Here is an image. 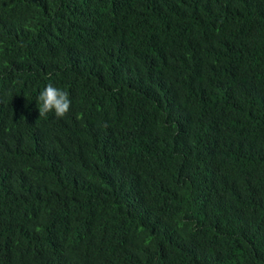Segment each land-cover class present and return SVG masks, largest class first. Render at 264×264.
<instances>
[{"label":"trees","instance_id":"16d2710c","mask_svg":"<svg viewBox=\"0 0 264 264\" xmlns=\"http://www.w3.org/2000/svg\"><path fill=\"white\" fill-rule=\"evenodd\" d=\"M0 264H264V0H0Z\"/></svg>","mask_w":264,"mask_h":264},{"label":"clouds","instance_id":"9594fccd","mask_svg":"<svg viewBox=\"0 0 264 264\" xmlns=\"http://www.w3.org/2000/svg\"><path fill=\"white\" fill-rule=\"evenodd\" d=\"M38 101L39 116H46L49 112H54L57 118H63L70 110L71 100L66 91L54 87L52 84L47 85L39 94ZM9 237L14 244L12 246L17 249L21 246L19 236L21 232L19 230L11 229L9 231Z\"/></svg>","mask_w":264,"mask_h":264}]
</instances>
